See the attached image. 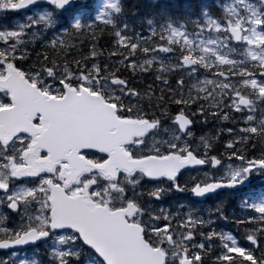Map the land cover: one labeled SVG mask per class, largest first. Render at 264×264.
I'll use <instances>...</instances> for the list:
<instances>
[{"label": "snow or ice", "instance_id": "obj_1", "mask_svg": "<svg viewBox=\"0 0 264 264\" xmlns=\"http://www.w3.org/2000/svg\"><path fill=\"white\" fill-rule=\"evenodd\" d=\"M140 23L0 0V264H264V0Z\"/></svg>", "mask_w": 264, "mask_h": 264}, {"label": "trees", "instance_id": "obj_2", "mask_svg": "<svg viewBox=\"0 0 264 264\" xmlns=\"http://www.w3.org/2000/svg\"><path fill=\"white\" fill-rule=\"evenodd\" d=\"M124 2L126 6L127 18L130 24L137 27V29L143 27L146 30L147 25H141V19L150 15L153 11H159L161 6H166L168 10L173 13V15H183L189 7L198 3L199 0H160L155 5L152 4V0H124ZM212 10L214 12L218 11L215 7H213ZM101 43L103 42L101 41ZM229 227L231 226L229 225ZM41 259H46L44 253L41 255Z\"/></svg>", "mask_w": 264, "mask_h": 264}, {"label": "flooded vegetation", "instance_id": "obj_3", "mask_svg": "<svg viewBox=\"0 0 264 264\" xmlns=\"http://www.w3.org/2000/svg\"><path fill=\"white\" fill-rule=\"evenodd\" d=\"M152 77H147L145 80L143 81H139L138 82V86L141 87L142 89L147 87L148 83H151ZM156 90H157V94H159V87L156 86ZM201 123H198L195 126L194 131L196 132L197 135H215L220 128L222 127H230L231 124H229L227 121L224 122H219V121H213L211 119H209V122L207 124H203V117L199 118ZM226 135V133H225ZM223 195V194H222ZM173 200L176 201H183L186 199V196L183 194H177L175 197H172ZM208 204H211L212 201H208Z\"/></svg>", "mask_w": 264, "mask_h": 264}, {"label": "rangeland", "instance_id": "obj_4", "mask_svg": "<svg viewBox=\"0 0 264 264\" xmlns=\"http://www.w3.org/2000/svg\"><path fill=\"white\" fill-rule=\"evenodd\" d=\"M158 1H160V0H158ZM41 255H42V252L40 251V254L38 256L34 257V258L39 259L41 257Z\"/></svg>", "mask_w": 264, "mask_h": 264}]
</instances>
